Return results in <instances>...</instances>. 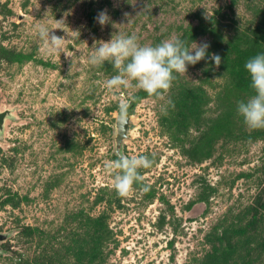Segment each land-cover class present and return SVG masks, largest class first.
I'll list each match as a JSON object with an SVG mask.
<instances>
[{
    "label": "rangeland",
    "instance_id": "rangeland-1",
    "mask_svg": "<svg viewBox=\"0 0 264 264\" xmlns=\"http://www.w3.org/2000/svg\"><path fill=\"white\" fill-rule=\"evenodd\" d=\"M119 34L209 45L162 97L129 107L118 152L153 164L140 170L149 190L126 198L103 166L118 102L140 92H109L112 64L86 62ZM0 46L25 55L0 57V264H264V130L236 111L253 94L244 65L264 53V0H0Z\"/></svg>",
    "mask_w": 264,
    "mask_h": 264
},
{
    "label": "clouds",
    "instance_id": "clouds-1",
    "mask_svg": "<svg viewBox=\"0 0 264 264\" xmlns=\"http://www.w3.org/2000/svg\"><path fill=\"white\" fill-rule=\"evenodd\" d=\"M95 19L103 27L110 17L101 11ZM53 29L56 28H49L44 23H37L34 27L36 36L44 42L49 53L60 52L64 42V38L57 36ZM208 47L207 42H193L188 46L179 37L169 38L155 46L141 45L135 34H119L108 42L99 43L86 62L92 67H101L105 62L112 64L117 74L104 81L109 92L134 87L149 97H162L172 87L176 78L173 74H185L188 65L205 59ZM211 59L217 67L220 65L218 54H212ZM244 68L249 74V87L253 94L238 102L236 111L248 130H264V53L248 59ZM134 100V96L119 100L117 118L120 122L126 121ZM174 107V102L169 99L161 105L160 111L166 116L169 108ZM114 155L116 159L105 162L104 172L112 177L111 187L117 196L126 198L134 191L135 184L143 185L144 177L140 170L150 168L153 160L143 154L127 156L116 152ZM149 188V185H143L142 191L147 192Z\"/></svg>",
    "mask_w": 264,
    "mask_h": 264
},
{
    "label": "trees",
    "instance_id": "trees-1",
    "mask_svg": "<svg viewBox=\"0 0 264 264\" xmlns=\"http://www.w3.org/2000/svg\"><path fill=\"white\" fill-rule=\"evenodd\" d=\"M211 24H204L200 29H201V33H204L206 31H211ZM199 29V28H198ZM0 57L4 58V59H8V60H16V61H22V59L25 57L24 54L21 53H15L13 51H9L5 48H3L2 46H0ZM140 93L135 94V100L134 103L139 101L141 98L148 96L145 92L143 91H139Z\"/></svg>",
    "mask_w": 264,
    "mask_h": 264
},
{
    "label": "water",
    "instance_id": "water-1",
    "mask_svg": "<svg viewBox=\"0 0 264 264\" xmlns=\"http://www.w3.org/2000/svg\"><path fill=\"white\" fill-rule=\"evenodd\" d=\"M8 114L6 111H0V126L2 124V121L4 120L5 116ZM130 117L127 116V119L125 122H120L118 118L116 117V136H115V151L118 152L119 148L122 145L123 138L126 136V131L128 129Z\"/></svg>",
    "mask_w": 264,
    "mask_h": 264
}]
</instances>
